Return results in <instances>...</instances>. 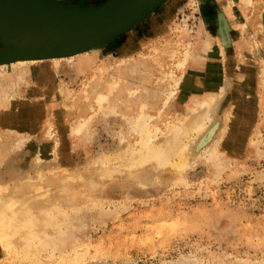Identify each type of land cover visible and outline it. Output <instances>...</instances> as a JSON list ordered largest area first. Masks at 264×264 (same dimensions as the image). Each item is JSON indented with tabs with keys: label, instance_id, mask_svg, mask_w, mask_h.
<instances>
[{
	"label": "rangeland",
	"instance_id": "1",
	"mask_svg": "<svg viewBox=\"0 0 264 264\" xmlns=\"http://www.w3.org/2000/svg\"><path fill=\"white\" fill-rule=\"evenodd\" d=\"M202 1L166 0L97 51L0 67L2 89L25 105L4 124L0 107V177L10 180L15 164L21 181L41 174L68 185L67 222L49 233L80 247L54 240L44 260L264 264V0ZM20 68L29 75L19 78ZM41 71L47 77L36 78ZM203 117L186 169L147 165L103 183L89 175L95 162L112 154L116 167L137 147V120L158 124L160 144L173 125Z\"/></svg>",
	"mask_w": 264,
	"mask_h": 264
},
{
	"label": "bare ground",
	"instance_id": "2",
	"mask_svg": "<svg viewBox=\"0 0 264 264\" xmlns=\"http://www.w3.org/2000/svg\"><path fill=\"white\" fill-rule=\"evenodd\" d=\"M165 1L166 0H160L136 22L106 35L102 39L83 47L82 50L47 57L57 59L68 56V58H71L81 52L100 50L113 42L116 37L128 32L150 17V15L157 11ZM241 1L247 2L246 0H240L239 2ZM230 2L231 4H235L234 0H230ZM208 3H210L208 0L202 1L204 6L205 4L207 5V8ZM70 4L77 5L74 3ZM255 15L258 17L260 23L261 13L258 12L255 13ZM222 51L224 52V50ZM39 59L38 57L19 58L15 60L8 58L0 61V67L8 66L11 70H15L14 66L16 64L23 65L27 62L34 63ZM184 62L183 60L181 65H183ZM21 68L17 71L19 78L24 77L26 73L23 72ZM44 74L47 77V74L44 72L42 73V71L35 76L41 79L45 77ZM28 75L29 73H26V76ZM2 86L4 87V82L1 79L0 107L5 109L4 116L1 120L2 124H4L7 122L6 120H10L11 118L15 119L17 115H19L21 107L25 105H22L23 103L20 102H12L11 100L14 95H10L9 92L3 90ZM99 99L100 101H105L108 99V94L101 93ZM30 110H33V116H35L38 114L39 109L33 106ZM152 117L153 115H148L149 121ZM142 119L143 118L137 120L141 133V137L137 141V147L135 145H129V147L127 146L128 148L126 147L127 150L124 149L125 151L123 150L122 153L119 152L120 154L117 156V161L120 162L116 167L110 165L112 161V157L110 156L112 154L109 155V157L106 155L107 157H104L105 159L103 158L95 162L93 169L91 168L92 170L89 169V171H92L91 173L89 172L90 176L96 177V179L100 177L101 181V179L107 180L113 177L121 178L122 176L135 175L142 168H146L147 165L154 166L158 171L162 169H171L174 171L180 169L184 170L192 164L193 160L190 158V154L192 153L193 147L191 143L195 142V134L199 135L204 131V117L202 119L200 118V120L191 121L189 125L187 124L188 126L186 128H179L177 125H173L165 142L161 141L162 143L160 144L156 142L158 136L157 132L160 129L158 124L152 126L154 129H150L149 125L146 124L147 122H144ZM49 124L50 128L54 127L52 122H49ZM76 129L77 128H75V130ZM7 130L13 131L11 129ZM20 170L21 169H18L15 164H12L9 169L5 171L10 180H5L6 178L3 176L0 177V263L2 264V261L8 259L7 262L9 264H59L54 258L44 260L42 257V254L47 250L49 245H52L54 240H59L61 246H66L68 244L74 246L73 251L78 250L80 247L78 243H75L73 237L63 236L62 240H60L59 235L57 237V234L49 233V230L55 227L57 223L61 225L67 222L70 204V199H68L69 196L66 194L68 185L65 183L66 181L63 180L57 185L53 184L49 182V180L47 181L41 174H39L36 179L33 178V176H29L21 181L19 178L13 177L16 175L15 173H19ZM97 183H103V181ZM76 264H83L80 259V254L77 256Z\"/></svg>",
	"mask_w": 264,
	"mask_h": 264
},
{
	"label": "water",
	"instance_id": "3",
	"mask_svg": "<svg viewBox=\"0 0 264 264\" xmlns=\"http://www.w3.org/2000/svg\"><path fill=\"white\" fill-rule=\"evenodd\" d=\"M160 0H0V61L82 50L143 17Z\"/></svg>",
	"mask_w": 264,
	"mask_h": 264
},
{
	"label": "crops",
	"instance_id": "4",
	"mask_svg": "<svg viewBox=\"0 0 264 264\" xmlns=\"http://www.w3.org/2000/svg\"><path fill=\"white\" fill-rule=\"evenodd\" d=\"M98 3V2H97ZM231 6H232V4H230ZM233 8V7H232ZM231 8V9H232ZM255 17H256V23L259 25V24H261V22L259 23V21H258V17L255 15Z\"/></svg>",
	"mask_w": 264,
	"mask_h": 264
}]
</instances>
